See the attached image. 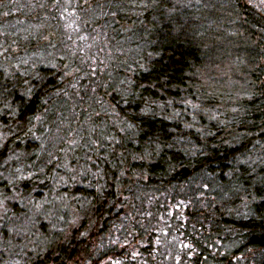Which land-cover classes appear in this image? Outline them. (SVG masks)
Returning <instances> with one entry per match:
<instances>
[{
  "label": "trees",
  "instance_id": "obj_1",
  "mask_svg": "<svg viewBox=\"0 0 264 264\" xmlns=\"http://www.w3.org/2000/svg\"><path fill=\"white\" fill-rule=\"evenodd\" d=\"M184 2L172 12L175 0H0V164L11 157L30 194L0 198V238L15 229L34 241L16 264H264V175L251 171L264 157V0H201L242 6V36H220L196 18L197 0ZM190 43L205 79L228 73L220 83L239 95L229 111L192 94ZM221 137L246 145L248 163L157 177L132 159Z\"/></svg>",
  "mask_w": 264,
  "mask_h": 264
},
{
  "label": "clouds",
  "instance_id": "obj_2",
  "mask_svg": "<svg viewBox=\"0 0 264 264\" xmlns=\"http://www.w3.org/2000/svg\"><path fill=\"white\" fill-rule=\"evenodd\" d=\"M197 4L200 7L197 9L198 15L197 19L201 22L209 21L210 27L214 26V30L220 36L225 35H236L242 36L243 33L240 31L241 28H245L247 25V21L241 14V8H238L236 4H221L217 7L213 3L209 2H201V0H197ZM176 5H180V8H177ZM183 7H192L190 3H185L184 0H175L173 7L171 9L172 12H177ZM189 50L191 52V58L189 63V68L192 71L189 72V87L192 89V94L196 96L197 100L202 104H208L209 106H214L215 108L221 109V114L223 112L229 111L228 105L230 103H234L239 99V95L236 91H234L231 87H229L227 82L220 83L223 80L224 76L228 75L226 72H218L217 75L213 78L205 79L197 67L199 63H201V58L203 53H201L200 49L195 45V43L189 44ZM25 84L29 82L27 80L24 81ZM235 84V81H232ZM43 84V80L40 83L31 85V88L40 89ZM225 88H228V91H225ZM24 104V109L27 110V103L22 102ZM15 117V112L11 113ZM17 124H21L20 120H16ZM213 139H216L215 137ZM231 141L227 140L223 137L216 140V147H213L211 143L207 139H203V142L197 147L196 151L192 150H184L180 151H172L171 155L169 152L165 151L163 147L157 146L153 149V154L150 156L144 155H132L133 160H138V164L136 165L141 170L144 168L149 169L154 176H159L169 169V167L173 168L178 176L184 175V173L188 171H196L197 169H202L208 167L210 164L214 162H219V166H223L225 161L232 157L236 160V163H248V160L251 159L249 157L245 160H240L238 158L239 154L242 153L246 147V145H239V147L233 148H224L225 144H230ZM15 147V141L12 142V146L9 147L8 151L12 152ZM172 147V146H167ZM221 149H223L224 155L221 154ZM129 155L133 152H142L143 148L137 149H128L126 150ZM197 152L199 155L197 156ZM11 157H7L4 159V163L0 164V179L6 180L7 183L0 186V198L4 200H15L26 198L28 193H25L19 184V168H13L8 161ZM125 163L130 164L131 160L125 158ZM251 163L255 165L252 167V173H256L257 175H264V173L257 172V169L261 166H264V157H256V159H251ZM7 164L8 167L4 165ZM157 169H159V173H157ZM239 171L238 169H236ZM119 171V168H117ZM68 178L73 183L82 182L81 174L79 169H72L66 173ZM242 175L247 178L251 175V173H243ZM94 177L92 176L90 170H85L83 174V179L89 181L90 186L91 181ZM109 179H113V176L110 175ZM141 180L143 179V175H141ZM119 181L122 185V188H127L129 191L133 189V187H138V181H132L130 184H124L121 177H115L114 182ZM256 177H252L253 189L256 184ZM99 183V181H97ZM11 187V192L6 191ZM111 187V184L108 185ZM253 199H256L254 192L250 191ZM260 199H264V195L260 197ZM78 202V201H77ZM86 215H91V209H89ZM13 235H10V238L7 240H3L0 238V248L3 249L4 253L8 254V258L3 260V264H16L13 259L15 256L21 255L24 249L29 247V245L33 244V239H30L26 234L21 231L12 230ZM17 236L21 237L20 243H14Z\"/></svg>",
  "mask_w": 264,
  "mask_h": 264
}]
</instances>
